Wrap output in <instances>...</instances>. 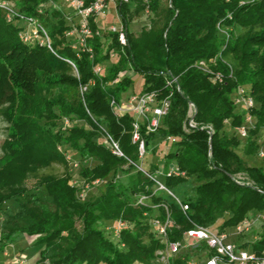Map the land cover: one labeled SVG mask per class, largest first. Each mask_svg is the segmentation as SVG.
Masks as SVG:
<instances>
[{"label": "trees", "instance_id": "trees-1", "mask_svg": "<svg viewBox=\"0 0 264 264\" xmlns=\"http://www.w3.org/2000/svg\"><path fill=\"white\" fill-rule=\"evenodd\" d=\"M159 1L148 4L155 13ZM241 1L170 0L159 19L135 35L131 23L147 5L143 0H116L126 45L120 43L119 34L92 19L93 37L87 39L86 48L75 50L77 37L73 44L68 36L77 21L69 22L61 0H0L17 14L9 20L8 11L0 7V106L7 105L1 114L10 131L0 159V251L26 235L37 237L35 246H44L36 264H154L162 245L151 221L155 217L166 221L163 205L174 223L171 241L181 240L194 224L213 227L220 220V232H233L245 218L264 212V167L248 165L236 151L242 142L244 154L255 156L256 138L264 128V0L245 5ZM19 16L34 18L48 33L52 49L23 42L20 34L27 25ZM219 23L231 29L228 42ZM224 46L223 59L233 71L217 60L215 69L224 73L225 81L213 85L194 64L216 57ZM113 53L116 63H111ZM97 66L103 67L101 75L94 72ZM129 70L143 77L146 91L157 90L161 97L172 91L166 87V75L179 78L181 92L173 90L162 126L150 135L143 128L142 136L148 151L155 141L181 139L164 155V171L174 164L185 175H159L158 181L189 205L186 213L150 177L158 171L156 164L149 165L148 176L130 163L138 161L133 120L117 119L111 107V100L120 99L133 85L130 76L115 83ZM240 86L249 87L258 105L252 111L256 127L244 141L227 132L228 122L234 130L244 121L234 105ZM189 102L197 107V121L215 130L212 157L205 131L183 130ZM65 120L71 127L64 129ZM106 135L119 142L126 158L115 156L100 141ZM66 147L78 153V175L85 184L97 180L106 184L97 199L82 201L77 196ZM56 164L64 167L63 175L42 173ZM120 173L128 177L127 184L119 183ZM238 173H245L253 186L237 185L232 176ZM31 179L33 189L28 186ZM141 197L149 199L146 205L138 203ZM11 200L18 206L13 215L3 211ZM117 221L131 226L122 230L119 240L110 230ZM259 228L258 235H249L258 236L255 240L247 236L235 241L261 255L264 224ZM190 257L183 252L173 264H186Z\"/></svg>", "mask_w": 264, "mask_h": 264}, {"label": "built area", "instance_id": "built-area-1", "mask_svg": "<svg viewBox=\"0 0 264 264\" xmlns=\"http://www.w3.org/2000/svg\"><path fill=\"white\" fill-rule=\"evenodd\" d=\"M64 3L73 10L77 23L73 24V28L70 32V36L75 35L77 37L78 46L74 45L75 50L86 48V41L88 38L93 37L94 32L91 27V20L99 21L105 17L108 0H93L90 3H86L85 0H63ZM121 3H129L130 0H120ZM148 6V0H143ZM260 0H242L241 5L255 3ZM0 7L8 11V19L12 20L14 16H17L12 5L5 2L0 3ZM54 7H57L54 5ZM228 17H231L230 15ZM21 21L26 23V29L20 34L23 42L32 44L40 43L51 48V41L46 30L37 23L34 18H24L19 16ZM219 31L225 37L228 42L230 39L231 29L225 27L221 23L218 25ZM108 31L119 34V41L122 45H126L127 38L123 31V26L120 28L110 26ZM96 35H100L97 31ZM214 58L209 60H199L194 64V67L199 69L209 78V81L213 85L223 84L225 81V75L221 71L215 69L217 60H221L225 63L230 71H233L232 65H230L225 59H223V51ZM117 57L116 54H112L111 58ZM97 75H101L103 67L97 66L94 69ZM128 72L122 73L119 78L115 80V83L119 82L122 78L127 76ZM178 77H175L168 73L166 75V87L172 91L166 97H161V93L157 90L146 91L143 89L138 92H131V89L122 94L120 99L113 98L111 100V107L117 119L123 117H130L133 120V134L132 142L138 145V161L132 162L139 170L147 173V169L143 164L148 158V148L145 139L142 136V129H145L146 135L155 133L161 126L162 122L167 117L171 108V96L173 90L176 89L181 92L178 84ZM144 85V82H143ZM132 88V87H131ZM133 89V88H132ZM234 105L241 109L244 114L243 123L234 128L236 137L240 140H246L250 132L256 127V116L252 113L253 110L258 108V105L250 93V89L247 86H240L234 94ZM198 110L193 102L188 103V111L186 119L183 123V130L186 134H189L196 130L205 131L209 136V157H212V139L215 130L212 125L200 124L196 117ZM71 127V123L65 120L64 129ZM179 137H167L164 140L166 147L165 155L170 151L173 144L180 142ZM105 144L109 147L111 152L121 158H126L122 151L118 141L114 140L111 136L106 135L104 137ZM60 151L61 148H59ZM258 156L264 159V149L259 148ZM67 159L69 157L67 156ZM158 171L154 176H150L158 185L160 190L166 191L171 195L177 203L181 206L184 213L189 211V205L182 203L171 191L158 181L159 175H166L167 177L184 176L185 173L181 172L174 164L170 166V169L165 173L164 163L156 164ZM232 180L240 186H253V182L245 173H238L232 176ZM102 181L97 180L94 185L100 184ZM89 187V186H88ZM149 199L147 197H141L138 200L139 204L146 205ZM166 210L167 219L162 221L160 218L155 217L151 221L152 228L156 234L157 239L160 241L162 247L156 251L154 264H173L183 252H189L191 254L190 259L186 264H264V253L258 255L255 252L248 250L243 246V243L235 241L238 237H247L255 234L261 224H264V212L252 215L245 218L238 226H236L233 232H220L217 228L202 227L194 224L192 228L186 230L181 240L171 241L170 232L174 223L170 218V212L167 205H163ZM131 226L124 221H117L112 227V235L115 240H119L123 229L130 228Z\"/></svg>", "mask_w": 264, "mask_h": 264}, {"label": "rangeland", "instance_id": "rangeland-1", "mask_svg": "<svg viewBox=\"0 0 264 264\" xmlns=\"http://www.w3.org/2000/svg\"><path fill=\"white\" fill-rule=\"evenodd\" d=\"M151 0H148V4ZM170 0H160L159 1V9L158 12H153L149 6H147L146 10L141 12L139 15L135 16L131 23V32H133L135 35H139L141 31L145 28H150L155 21L159 19L160 12L164 9H166L169 6ZM60 7L63 9L66 17L69 19V22L73 23L72 21L75 20V15L72 9H70L64 1L61 0V3H59ZM105 17L101 18L98 22L100 25L106 29H109V27L112 25L114 27L120 28L122 26L121 19L116 12V0H108L107 1V8L105 12ZM240 31H238L239 34ZM68 40L75 43L76 40L75 35L68 36ZM77 44H75L76 46ZM78 46V45H77ZM118 60V57H114L111 60V63H116ZM127 76L137 77V74H135L133 71L129 70L127 73ZM143 82L141 77L136 79L134 82V86L131 88V92H138L143 89ZM145 88V87H144ZM7 105L0 106V159L4 157V153L2 150V146L5 142V140L9 136V124L6 122L4 117L1 114L2 109H4ZM241 111V109H239ZM82 125V123H80ZM227 132L228 134L235 135L234 130L230 126V122L227 123ZM259 148L264 149V128H262L258 136L256 138ZM102 143H104V138L100 140ZM244 141V140H243ZM244 143L241 142V145L236 150L237 153L243 157V159L246 161V163L250 166H257V167H264V159L260 158L258 156V150L256 152V155L253 157L247 156L244 154ZM148 158L144 162L143 166L145 169L149 168V165L151 164H159L164 163V155L166 152L165 144L161 141H155L154 143H151L150 149H149ZM65 154L69 157V169H70V175L72 178L71 184L76 186L78 188V194L80 200L82 201H93L97 199L105 189L106 184L100 183L97 185L92 184L88 187L87 184L80 178L78 175V170L80 166V159L77 152H75L73 149L66 147L65 148ZM1 165V164H0ZM65 172V169L62 165H53L52 167L42 171V173H48V174H56V175H63ZM119 183L127 184L128 183V177L123 174H119L117 177ZM35 184V179H31L28 182V186L33 189ZM4 213L7 214H15L18 211V206L15 203V201L11 200L7 203H5L3 207ZM254 213V212H253ZM255 214H259L258 212H255ZM3 219V218H2ZM114 222H109V224L112 226ZM222 223V220H220L214 228H218L220 224ZM107 228V226L102 225V229ZM258 231L261 232L262 228H259L257 232H255L256 235H258ZM106 236L112 240V236L110 235V232L108 230L106 231ZM258 237V236H257ZM256 236L253 238L252 236H248L247 240L252 239L255 240L257 238ZM37 239V237H29V236H22L19 240H17L14 244L6 247L4 251H0V264H36L40 259L41 251L44 249V246H35L34 242ZM50 264V263H46ZM104 264V263H102Z\"/></svg>", "mask_w": 264, "mask_h": 264}, {"label": "crops", "instance_id": "crops-1", "mask_svg": "<svg viewBox=\"0 0 264 264\" xmlns=\"http://www.w3.org/2000/svg\"><path fill=\"white\" fill-rule=\"evenodd\" d=\"M116 12H117V9H116ZM131 77V79L133 80V85L131 86V87H133L134 86V82L136 81V79H138V78H140L141 77V79H142V82H144V79H143V77L142 76H140V75H138L137 74V77H132V76H130Z\"/></svg>", "mask_w": 264, "mask_h": 264}]
</instances>
